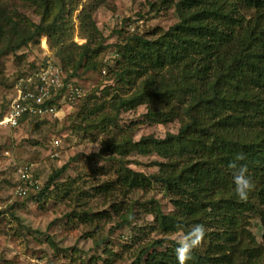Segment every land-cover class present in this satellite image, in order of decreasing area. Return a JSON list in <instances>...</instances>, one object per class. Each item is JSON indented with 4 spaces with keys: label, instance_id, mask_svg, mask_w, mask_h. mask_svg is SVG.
I'll return each mask as SVG.
<instances>
[{
    "label": "trees",
    "instance_id": "trees-1",
    "mask_svg": "<svg viewBox=\"0 0 264 264\" xmlns=\"http://www.w3.org/2000/svg\"><path fill=\"white\" fill-rule=\"evenodd\" d=\"M22 1L39 13L40 20H22L0 0V57L45 36L50 49L58 46L54 53L64 83L79 69H99L96 56L101 46L94 36L100 31L91 13L107 0L81 5L80 32L87 36L83 44L70 42L71 16L83 0ZM160 1L174 5L178 21L155 37L133 34L116 44L119 59L109 68L114 81L137 84L133 93L117 100L115 109L146 103L147 119L165 123L180 113V127L163 139L149 135L137 142L129 138L104 142L98 155L109 153L103 158L114 180L96 190L147 191L157 184L168 197L172 206L168 213L158 201L148 202L146 209L165 237L153 240L136 264H179L176 240L169 236L195 224L204 226L205 236L186 264H264V0ZM37 67L38 63L31 64L19 77ZM57 91L48 104H54ZM99 109L95 103L92 110ZM28 116L24 113L19 122ZM105 121L110 117L101 116L96 123L101 126ZM132 150L161 157L163 161L154 162L158 171L145 175L128 167L121 156ZM238 155L244 159L237 163L247 165L254 181L246 201L235 196L228 167ZM66 167L54 170L32 197L40 202L52 186L58 187L56 180ZM253 218L262 228L261 242L250 230Z\"/></svg>",
    "mask_w": 264,
    "mask_h": 264
},
{
    "label": "rangeland",
    "instance_id": "rangeland-1",
    "mask_svg": "<svg viewBox=\"0 0 264 264\" xmlns=\"http://www.w3.org/2000/svg\"><path fill=\"white\" fill-rule=\"evenodd\" d=\"M85 1L71 16L70 42L76 44L87 41L78 18ZM1 3L22 20H40L39 13L22 0ZM91 18L100 31L94 42L101 46L96 56L101 65L96 71L79 69L70 78L69 88L79 89V96L67 99L65 86L57 91L62 108L55 114L28 116L13 128L0 126V264H136L140 254L145 258L142 251L153 240L165 237L146 209L152 199L160 203L164 213L172 210L159 185L126 193L114 188L101 194L96 188L114 180L107 170L110 164L103 158L109 153L98 155L104 142L127 138L137 142L149 135L163 139L178 132L180 113L158 123L147 119L146 103L117 111V100L133 93L137 83H116L109 71L119 59L117 43L133 34L155 37L178 21L177 12L173 4L160 0H107L92 11ZM57 47L50 49L43 36L37 43L30 42L0 57V119L8 107L14 81L31 64H40L50 54L57 60L53 54ZM95 103L100 109L93 111ZM105 115L110 121L98 126L97 120ZM121 157L128 167L145 175L156 173L154 162L163 161L154 153L142 155L136 150ZM63 165L67 167L56 180L59 186H52L43 200L36 201L32 196ZM22 170L37 187H23ZM18 187L25 188V193L19 195ZM125 219L128 224H122ZM250 230L261 242L263 231L258 219L250 220ZM181 234L169 238L177 240Z\"/></svg>",
    "mask_w": 264,
    "mask_h": 264
},
{
    "label": "built area",
    "instance_id": "built-area-1",
    "mask_svg": "<svg viewBox=\"0 0 264 264\" xmlns=\"http://www.w3.org/2000/svg\"><path fill=\"white\" fill-rule=\"evenodd\" d=\"M46 42V39H45ZM55 55V53L53 52ZM56 56V55H55ZM57 58V57H56ZM63 72L59 66V60H52L46 56V60L38 63L35 71L29 72L24 77L17 78L12 86V95L8 107L0 119V126H7L10 128L16 127L19 124V119L24 113L30 115H41L43 113L55 114L62 105L58 99L54 104H48L52 99V92L67 87L65 91L67 99L72 96H79V89L76 87L69 88V82L64 83ZM55 116V115H54ZM20 181L25 185H32L37 187L36 182L29 180L26 171L20 172ZM25 188L18 187L19 195L25 193Z\"/></svg>",
    "mask_w": 264,
    "mask_h": 264
},
{
    "label": "clouds",
    "instance_id": "clouds-1",
    "mask_svg": "<svg viewBox=\"0 0 264 264\" xmlns=\"http://www.w3.org/2000/svg\"><path fill=\"white\" fill-rule=\"evenodd\" d=\"M243 159L242 155H238L234 161H230L228 164V167L232 169L233 192L240 201H246L254 188V181L248 173L247 165L237 163ZM178 227L182 228V225H178ZM205 231L203 225L195 224L178 237L174 251L179 264H186L192 259L193 250L200 246Z\"/></svg>",
    "mask_w": 264,
    "mask_h": 264
}]
</instances>
